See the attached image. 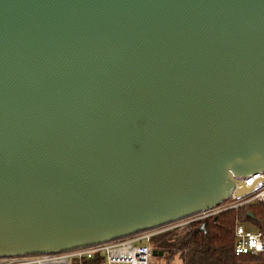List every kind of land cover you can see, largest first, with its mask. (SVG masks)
I'll return each mask as SVG.
<instances>
[{
  "label": "water",
  "instance_id": "water-1",
  "mask_svg": "<svg viewBox=\"0 0 264 264\" xmlns=\"http://www.w3.org/2000/svg\"><path fill=\"white\" fill-rule=\"evenodd\" d=\"M260 171L264 0H0V257L157 227Z\"/></svg>",
  "mask_w": 264,
  "mask_h": 264
},
{
  "label": "built area",
  "instance_id": "built-area-1",
  "mask_svg": "<svg viewBox=\"0 0 264 264\" xmlns=\"http://www.w3.org/2000/svg\"><path fill=\"white\" fill-rule=\"evenodd\" d=\"M234 187L222 202L164 223L156 233L150 229L130 234L126 237L100 243L75 247L58 252L0 257V264H84L86 260L101 258V264H150L152 257V237L168 231H184L195 223L226 211H238L239 208L261 204L264 206V171L247 176H234ZM244 224L253 226L246 229ZM233 252L235 255H247L252 258L250 264H264V222L259 226L255 222H234Z\"/></svg>",
  "mask_w": 264,
  "mask_h": 264
},
{
  "label": "trees",
  "instance_id": "trees-1",
  "mask_svg": "<svg viewBox=\"0 0 264 264\" xmlns=\"http://www.w3.org/2000/svg\"><path fill=\"white\" fill-rule=\"evenodd\" d=\"M264 222V206L246 205L238 211H226L213 218L205 219V228L195 223L184 231H168L151 239L155 258H161V264H250L252 258L247 255H235L233 252L234 222ZM161 251V255H159ZM84 264H101V258L86 260Z\"/></svg>",
  "mask_w": 264,
  "mask_h": 264
},
{
  "label": "rangeland",
  "instance_id": "rangeland-1",
  "mask_svg": "<svg viewBox=\"0 0 264 264\" xmlns=\"http://www.w3.org/2000/svg\"><path fill=\"white\" fill-rule=\"evenodd\" d=\"M245 228L246 229H254L253 226H250L248 224H244ZM160 230V228L157 226V227H153V228H150V230L148 231V233H156ZM162 263V259L161 258H155L154 256L151 257L150 259V264H161Z\"/></svg>",
  "mask_w": 264,
  "mask_h": 264
},
{
  "label": "crops",
  "instance_id": "crops-1",
  "mask_svg": "<svg viewBox=\"0 0 264 264\" xmlns=\"http://www.w3.org/2000/svg\"><path fill=\"white\" fill-rule=\"evenodd\" d=\"M153 256V255H152Z\"/></svg>",
  "mask_w": 264,
  "mask_h": 264
}]
</instances>
